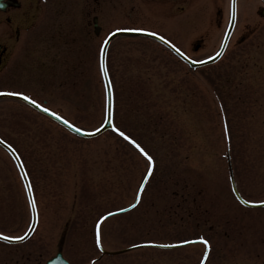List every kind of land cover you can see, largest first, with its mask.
I'll list each match as a JSON object with an SVG mask.
<instances>
[{"label": "rangeland", "instance_id": "374dc122", "mask_svg": "<svg viewBox=\"0 0 264 264\" xmlns=\"http://www.w3.org/2000/svg\"><path fill=\"white\" fill-rule=\"evenodd\" d=\"M214 1L225 23L228 0ZM127 5L134 8L132 23L146 20L137 13L138 0H115L101 11L105 30L121 21ZM185 5V11L165 19L179 23L168 36L186 51L191 40L204 36L194 55L215 53L224 31L215 24L213 0H186ZM256 6L255 0H238L237 25L223 57L201 69L190 68L150 39L119 37L111 44L107 67L115 123L141 142L155 166L135 208L104 221L110 247L202 237L210 245L207 264H264V19L257 20L258 33L247 36ZM163 17L149 18L160 25L166 23ZM87 48L82 46L76 63L56 68L32 61L11 68L0 90L44 101L76 126L93 130L105 118V88L98 40ZM10 100L0 101V135L14 144L25 164L38 224L27 242L0 243V264H30L24 258L28 252L31 264L36 258L43 264L56 252L67 220L66 256L89 264V256L72 246L74 236L91 235L89 225L101 215L133 203L149 163L112 131L79 138ZM30 220L18 169L0 147V231L20 235ZM80 220L91 222L81 227ZM204 251V245L170 252L140 247L111 259L199 264Z\"/></svg>", "mask_w": 264, "mask_h": 264}, {"label": "flooded vegetation", "instance_id": "af4514ba", "mask_svg": "<svg viewBox=\"0 0 264 264\" xmlns=\"http://www.w3.org/2000/svg\"><path fill=\"white\" fill-rule=\"evenodd\" d=\"M113 1L0 0V80L8 75L11 68L15 70L17 66L27 62L34 61L42 66L51 65L56 68L69 61L76 63L80 52L85 47L88 50L87 47L97 42L102 34L103 19L100 14L106 8L105 4ZM255 1L257 6L249 29L250 36L257 34L261 28L257 20L264 19L263 3L261 0ZM138 2L141 3L139 15L147 17L146 20L141 19L143 24L138 27L163 33L170 27L148 25L151 21L149 17L167 16L177 10L183 11L186 0H138ZM123 15L124 19H130L125 7ZM79 222L81 226H87L91 221ZM74 238L72 246L80 249L84 255L90 256L89 264H122L120 260L105 258L96 260L97 248L93 243V234L86 236L76 234ZM109 256L107 254L105 257ZM24 258L31 264L30 252L26 253ZM36 261L37 264H41L37 258Z\"/></svg>", "mask_w": 264, "mask_h": 264}, {"label": "water", "instance_id": "95a60500", "mask_svg": "<svg viewBox=\"0 0 264 264\" xmlns=\"http://www.w3.org/2000/svg\"><path fill=\"white\" fill-rule=\"evenodd\" d=\"M234 2H235V0H232V21L230 23V27L228 28L224 43H223L220 51L218 52V54L216 56H214V57H212V58H210L208 60L202 61V62H195V61H192V60H188V58H186L180 51H178L172 45H170L166 40H164L163 38L159 37L158 35L150 34L148 32L137 31V30H122V31H117V32L113 33L111 36H109V38L107 39V41L104 44V47H103V50H102V55H101V69H102V73H103V78H104L105 87H106V95H107L106 119H105V122L103 123V125L101 127H99L98 129L94 130V131H84V130H81V129L75 127L74 125H72L71 123H69L68 121H66L62 117H60L59 115H57L54 112L42 107L41 105L37 104L36 102H34L33 100H31L30 98H28L25 95L16 94V93H8V92H0V98L7 96V97H12V98H17V99L23 100L24 102L28 103L29 105H31L32 107H34L38 111H40V112L44 113L45 115L51 117L52 119L56 120L57 122H59L60 124H62L66 128H68L69 130H71L72 132L76 133L77 135L83 136V137H93V136L99 135L100 133H102L103 131H105L107 129H112V130H115L118 133L122 134L120 131H118L114 127L113 121H112V116H113V94H112V87H111L110 79H109L108 72H107V69H106V64H105L106 48H107V45H108V42L110 41V39L114 35H117V34H145V35H150V36L162 41L163 43L167 44L168 46H170L177 54H179L181 57L186 59L192 66L203 65V64H206V63L213 62V61L217 60L220 57V55L223 53L224 49H225L227 40L229 38V35L231 33V30H232V27H233V24H234V13H235ZM0 145L5 147L12 154V156L14 157V159H15L18 167H19V170H20V172L22 174V177H23V179L25 181V184H26V187H27L28 196H29V200H30V204H31V208H32V213H33L32 224H31L29 230L27 231V233L24 236H22L20 238H10V237H7V236H4V235L0 234V239H2V240L8 241V242H19V241L25 240L33 232V230H34V228L36 226V221H37L36 208H35L34 199H33V196H32V191H31V188H30V184H29L28 178L26 176V172L24 170V167H23V165H22L17 153L8 144L3 142L1 139H0ZM147 177H146V179H147ZM47 264H69V263L62 257V254L59 251L57 253V255L53 259L48 261Z\"/></svg>", "mask_w": 264, "mask_h": 264}]
</instances>
